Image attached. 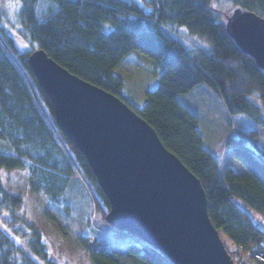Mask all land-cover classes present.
<instances>
[{
  "label": "trees",
  "instance_id": "16d2710c",
  "mask_svg": "<svg viewBox=\"0 0 264 264\" xmlns=\"http://www.w3.org/2000/svg\"><path fill=\"white\" fill-rule=\"evenodd\" d=\"M18 2L19 34L30 50L18 51L0 26V169L30 172V191L45 194L53 207L61 205L69 180L78 173L87 186L91 234L96 231L91 222L95 209L111 230L130 238L125 245L128 257L141 264H173L140 238L106 222L109 203L85 158L56 126L52 105L27 64L28 55L41 49L70 74L127 104L200 181L211 224L235 245L228 252L234 264H264L246 258L264 252V232L232 200L238 198L264 216V148L258 145L259 134L242 131L226 141L224 148L230 149L242 172L228 168L220 177V154L204 148L198 117L178 102L179 95L206 85L231 116H246L264 129V71L237 49L224 27L225 13L235 6L264 19V0ZM175 28L204 40L207 47L187 49L174 37ZM131 51L162 67L158 85L145 94L141 108L123 96V81L113 72ZM23 205L0 181V264H56L41 231L19 214ZM80 242L90 264H123L105 248L94 250L87 238Z\"/></svg>",
  "mask_w": 264,
  "mask_h": 264
},
{
  "label": "water",
  "instance_id": "95a60500",
  "mask_svg": "<svg viewBox=\"0 0 264 264\" xmlns=\"http://www.w3.org/2000/svg\"><path fill=\"white\" fill-rule=\"evenodd\" d=\"M224 27L237 49L264 71V19L235 6L225 13ZM27 64L52 105L56 126L105 195L110 226L140 238L173 264H234L209 220L200 181L144 120L41 49L28 55Z\"/></svg>",
  "mask_w": 264,
  "mask_h": 264
},
{
  "label": "rangeland",
  "instance_id": "374dc122",
  "mask_svg": "<svg viewBox=\"0 0 264 264\" xmlns=\"http://www.w3.org/2000/svg\"><path fill=\"white\" fill-rule=\"evenodd\" d=\"M18 9V0H0V26L13 39L17 50L25 52L30 50V46L19 34L20 28L16 20ZM173 35L189 50L207 47L204 40L191 36L183 28H175ZM113 72L123 81V96L135 107L141 108L146 102L145 94L158 85L162 67L142 53L131 51ZM178 102L198 117V130L202 135L204 148L212 154H220V177L228 168L235 173L242 172L239 164L232 159L230 149L224 148L229 138L238 137L242 131L255 130L259 134L258 145L264 148V129L246 116H231L221 98L208 86L200 85L188 93L179 95ZM30 177L31 173L27 170L0 169V181L4 188L23 200V209L19 214L41 231L47 252L56 264H90L86 250L81 246L83 237L93 243L94 250L105 248L118 256L123 264H141L126 255L125 245L130 238L111 230L102 221L90 200L94 209L91 222L96 230L91 234L88 223L87 186L78 173L69 180L59 207L51 206L45 194H34L30 191ZM232 200L264 232V216L242 200ZM92 238L94 242L91 241ZM220 238L227 252L232 253L235 250L234 243L223 234Z\"/></svg>",
  "mask_w": 264,
  "mask_h": 264
},
{
  "label": "built area",
  "instance_id": "2783aa9c",
  "mask_svg": "<svg viewBox=\"0 0 264 264\" xmlns=\"http://www.w3.org/2000/svg\"><path fill=\"white\" fill-rule=\"evenodd\" d=\"M92 245H93V243H92ZM93 247H94V245H93ZM248 258H251L250 262L256 261V263H264V252L262 250L254 251L250 255H248Z\"/></svg>",
  "mask_w": 264,
  "mask_h": 264
}]
</instances>
